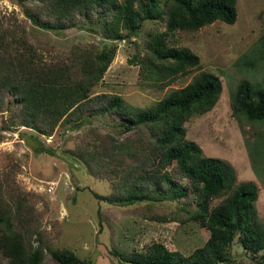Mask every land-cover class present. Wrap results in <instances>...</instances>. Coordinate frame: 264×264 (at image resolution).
Wrapping results in <instances>:
<instances>
[{
	"label": "trees",
	"instance_id": "obj_1",
	"mask_svg": "<svg viewBox=\"0 0 264 264\" xmlns=\"http://www.w3.org/2000/svg\"><path fill=\"white\" fill-rule=\"evenodd\" d=\"M18 1L38 28L52 32L83 28L78 23L83 19L95 25L93 30L99 29L104 39L116 42L135 37L146 21L163 23L164 30L151 32L143 54L129 62L139 66L140 73L147 69L171 78L201 66L198 55L168 43L171 34L197 31L217 21L232 25L238 19V0ZM117 49L116 44L101 49L81 44L45 59L30 42L25 26L0 18V112L8 113L11 125L37 132L38 141L61 125L75 131L98 115L119 118V134L134 130V135L120 140L113 133L96 130L79 148L110 180L111 202L123 206L149 202L152 206L178 201L181 205L176 210L148 216L163 222H197L210 233L205 244L189 255L161 242H153L144 251L114 250L119 264H264V228L254 221L257 187L243 183L231 190L234 177L228 165L203 156L199 145L186 139V122L216 105L221 82L203 72L155 106L134 111L119 94L93 91ZM232 107L251 121H264V88L242 81L233 93ZM43 146L36 152L43 148L55 155ZM183 180L192 194L189 201L178 184ZM35 201L36 195L18 186L14 175H1L0 250L6 258L2 264H42L47 250L59 264H81L72 250L47 245ZM237 237L254 263L236 262L232 256Z\"/></svg>",
	"mask_w": 264,
	"mask_h": 264
},
{
	"label": "rangeland",
	"instance_id": "obj_2",
	"mask_svg": "<svg viewBox=\"0 0 264 264\" xmlns=\"http://www.w3.org/2000/svg\"><path fill=\"white\" fill-rule=\"evenodd\" d=\"M0 18L25 26L30 42L45 59L57 57L76 45L96 44L101 49L116 44L117 54L93 91L119 94L134 111L155 106L203 72L216 77L222 87L219 99L210 111L186 122V139L196 142L203 156L218 158L228 165L234 177L231 190L243 183L257 187L254 221L264 228V121H251L236 114L232 107L233 93L242 81H249L256 89L264 88V0H238V19L232 25L217 21L197 31L177 30L171 34V46L188 50L201 60L200 68L174 78L147 69L140 73L139 66L129 62L135 55L143 54L151 32L164 30L159 21H146L135 37L116 42L104 39L99 29L93 30L95 25L90 26L83 19L78 22L83 28L61 32L38 28L27 18L18 0H0ZM8 116L7 112H0V177L10 172L18 186L36 195L35 206L41 213L50 248L72 250L81 264H119L112 254L117 249L144 251L153 242H161L170 250L189 255L209 239V231L197 222H163L148 216L172 212L180 207L178 201L152 206L149 202L125 206L111 202L114 189L110 180L102 169L81 155L79 148L94 137L96 130L113 133L120 140L134 135V130L119 134V118L98 115L75 131L61 125L53 135L39 136L38 141L34 138L37 132L11 125ZM41 145L55 151V155L45 153L43 148L36 152ZM178 184L191 200L185 180ZM231 254L236 262H255L239 244L238 237ZM4 262L6 258L0 250V264ZM42 264L59 263L47 250Z\"/></svg>",
	"mask_w": 264,
	"mask_h": 264
}]
</instances>
